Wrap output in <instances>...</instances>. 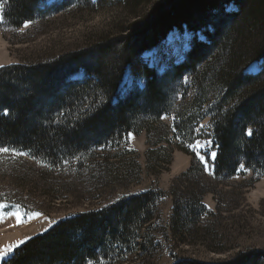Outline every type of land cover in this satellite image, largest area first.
I'll use <instances>...</instances> for the list:
<instances>
[{
    "label": "trees",
    "instance_id": "trees-1",
    "mask_svg": "<svg viewBox=\"0 0 264 264\" xmlns=\"http://www.w3.org/2000/svg\"><path fill=\"white\" fill-rule=\"evenodd\" d=\"M39 1L6 0L7 15L21 27L40 12ZM123 2L134 22L117 36L48 62L0 68V148L61 163L93 146L120 143L136 127L150 129L153 121L179 108L176 127L182 133L190 134L210 118L218 174H233L241 162L252 169L264 165V0H170L146 17L138 11L148 0ZM228 4L236 9L228 10ZM185 27L206 40L195 36L185 60L164 73L146 66L145 89L115 100L124 66L174 28ZM258 61L261 71L247 73ZM82 69L86 79L69 80ZM186 76L191 85L184 86L185 102L178 106L177 85ZM156 200V193L148 191L70 216L14 248L2 264H85L122 251L132 240L143 247L140 232L153 219ZM191 203L186 217L182 208L175 209L181 240L198 219L200 200L194 197ZM175 264L214 263L193 258ZM216 264H264V252H239Z\"/></svg>",
    "mask_w": 264,
    "mask_h": 264
},
{
    "label": "rangeland",
    "instance_id": "rangeland-1",
    "mask_svg": "<svg viewBox=\"0 0 264 264\" xmlns=\"http://www.w3.org/2000/svg\"><path fill=\"white\" fill-rule=\"evenodd\" d=\"M169 1L148 0L138 12L146 17ZM91 4L99 5L92 8ZM7 5L6 0H0V68L54 60L113 38L134 22L123 0H40V12L25 23L27 27L13 24ZM227 8L236 9L233 4ZM185 28H174L167 37L172 35L178 44L188 39L187 54L195 36L206 37ZM167 37L124 66L115 100L135 89H145L144 69L166 46ZM180 48L176 45L174 51ZM145 54L150 57L145 58ZM173 64L178 61L163 70ZM129 66L135 77L127 82ZM261 69L262 61H258L246 71L257 74ZM87 77L82 69L69 80ZM190 85L188 76L178 83V106L184 105V86ZM192 95L188 90L187 99ZM178 110L153 121L150 129L136 127L120 143L93 146L88 153L61 163L23 150L0 152V264L21 241L45 233L61 220L102 210L148 191H154L157 200L153 219L140 232L143 247L137 245L139 239L132 240L122 251L103 254L85 264H175L193 258L216 264L232 260L239 252H264V165L252 169L241 162L233 174H218L210 118L186 134L182 127H176L180 124ZM194 197L201 205L198 219L194 230L187 231L181 240L175 232V209L182 208L188 216L187 207Z\"/></svg>",
    "mask_w": 264,
    "mask_h": 264
},
{
    "label": "bare ground",
    "instance_id": "bare-ground-1",
    "mask_svg": "<svg viewBox=\"0 0 264 264\" xmlns=\"http://www.w3.org/2000/svg\"><path fill=\"white\" fill-rule=\"evenodd\" d=\"M182 43H183V41H182ZM182 43L181 44L176 43L173 40L172 35H169L167 37L166 46L163 47V49L159 50L158 55L151 60V62H152L151 66L156 68L161 73V72L165 71V69L168 68V66L171 63H174L175 61H178L179 63L182 62L183 55L188 51V45H187L188 44V39H187L185 44H182ZM176 45H180L181 46L180 51H178V52H175L176 50L174 51V48L176 47ZM167 54L169 55V57H168L169 59H167ZM144 57L148 59L150 57V55L149 54H145ZM155 59H157L159 61L160 65L157 64ZM172 59H175V61L172 60ZM163 68H165V69L163 70ZM134 74L135 73H134V70H133L132 66H129L127 68V71H126V80H127V82L131 81V79L135 77Z\"/></svg>",
    "mask_w": 264,
    "mask_h": 264
},
{
    "label": "snow or ice",
    "instance_id": "snow-or-ice-1",
    "mask_svg": "<svg viewBox=\"0 0 264 264\" xmlns=\"http://www.w3.org/2000/svg\"><path fill=\"white\" fill-rule=\"evenodd\" d=\"M25 26L27 27L28 25L27 24H25ZM10 150L8 149V148H0V152H9ZM39 215H41L40 213H34L33 214V216H39ZM18 223H20V222H22L21 220H19L18 219V221H17ZM21 243H23V241H21ZM0 255H2V254H0Z\"/></svg>",
    "mask_w": 264,
    "mask_h": 264
},
{
    "label": "water",
    "instance_id": "water-1",
    "mask_svg": "<svg viewBox=\"0 0 264 264\" xmlns=\"http://www.w3.org/2000/svg\"><path fill=\"white\" fill-rule=\"evenodd\" d=\"M190 45V44H189ZM191 47V45L189 46V48ZM186 55V54H185ZM184 61V60H183ZM176 62V61H175ZM179 63V62H178Z\"/></svg>",
    "mask_w": 264,
    "mask_h": 264
}]
</instances>
